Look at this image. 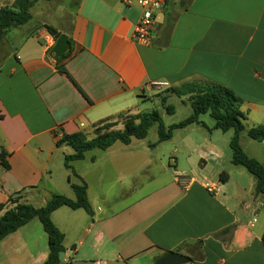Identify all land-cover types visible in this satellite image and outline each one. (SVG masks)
Returning a JSON list of instances; mask_svg holds the SVG:
<instances>
[{
	"label": "crops",
	"instance_id": "1",
	"mask_svg": "<svg viewBox=\"0 0 264 264\" xmlns=\"http://www.w3.org/2000/svg\"><path fill=\"white\" fill-rule=\"evenodd\" d=\"M60 1H38L32 20L0 40V205L17 193L36 207L54 195L74 198V170L94 213L52 214L66 263L157 264L175 251L194 260L188 264H264V223L251 220L264 209L256 182L246 188L258 201L253 212L250 200L210 194L204 181L181 185L150 146L134 147L141 140L91 150L72 169L65 159L74 150L58 146L64 135L89 136L92 126L145 112L159 93L191 82L232 90L264 125V0H168L149 45L133 39L141 8L132 0ZM14 2L0 0V10ZM47 26L69 38L62 60L50 55L57 39ZM156 82L170 86L158 91ZM48 256L36 219L0 244V264H44Z\"/></svg>",
	"mask_w": 264,
	"mask_h": 264
},
{
	"label": "trees",
	"instance_id": "2",
	"mask_svg": "<svg viewBox=\"0 0 264 264\" xmlns=\"http://www.w3.org/2000/svg\"><path fill=\"white\" fill-rule=\"evenodd\" d=\"M38 1L40 0H15L12 7H4L0 10V40L10 30L23 27L32 20L31 9ZM46 29L55 39L61 36L53 27L47 26ZM69 53L58 60H62ZM60 71L67 74L64 67H61ZM166 93L162 98V103L168 114H175V107L166 103L171 95H176L179 98H187L193 111L192 115L179 124L167 128L164 126L160 113L153 110L126 117L123 130L113 129L116 123L111 124L109 122L112 119H107L103 122L109 123V125H105L104 130H98L92 138L82 132L64 135L58 141V146L66 144L75 152L73 155L66 156L67 169H72L69 165L71 161L83 160L85 154L91 150H107L117 142L128 145L133 139H146L151 127L155 124L158 125L159 142L171 140L175 130L189 127L192 124H199V117L210 113L216 122V129L223 132L234 130L230 142L233 150L232 164L246 168L255 177L256 195L264 199V165L258 159L248 156L240 144L241 133L247 129L245 125L247 116L242 111V99L232 90L212 83L191 82L181 87L170 88ZM247 134L251 139L263 143L264 125L251 127L248 129ZM6 155L7 153L2 154L3 164L5 168H10L9 164L4 161ZM72 174L74 178L78 179V182H75L72 176L69 177L71 188L75 194L74 198H68L65 195H54L45 206L36 207L31 203L22 202L21 194L17 193L10 196L6 203L1 204L0 244L9 235L17 232L34 219H38L48 236L49 242V256L44 264H70L60 258V254L66 252L64 247L65 234L54 224L52 214L61 207H69L73 210L83 209L91 216L94 213L89 201L87 183L74 170ZM220 177L223 181H226L223 178H228V175L222 173Z\"/></svg>",
	"mask_w": 264,
	"mask_h": 264
},
{
	"label": "rangeland",
	"instance_id": "3",
	"mask_svg": "<svg viewBox=\"0 0 264 264\" xmlns=\"http://www.w3.org/2000/svg\"><path fill=\"white\" fill-rule=\"evenodd\" d=\"M68 0H61L58 7ZM59 8H56L57 10ZM158 90V89H156ZM163 89H161L162 91ZM160 91V90H158ZM166 91L159 93L162 96L161 100H156L155 103H148L149 109L145 112L157 110L164 122L165 127H170L174 124H179L186 118L190 117L193 113L190 102L186 97L179 98L176 95H171L168 99L167 105L175 107V114H168L165 106L162 103V98L166 95ZM133 115L125 114L122 117H117L111 120V124L116 125L113 127L115 130L124 129V120L126 117ZM245 120L246 128L241 133L240 144L245 150L246 154L252 158L259 156L258 160L264 165V146L260 142L251 139L247 131L253 126L263 125L261 116L256 112L251 115L246 114ZM199 124H192L189 127L177 129L174 131L173 138L165 142H159L158 125L155 124L151 127L146 139L135 141L134 147H147L152 148L157 156L164 162V166L173 174L180 176H189L204 182H211L220 185L224 193L231 194L232 196H239L244 200H250L253 212L258 208L257 200L246 190L251 185V181L256 182L255 177L242 166L235 167L232 164L233 150L231 149L230 142L234 135V130L223 132L215 128L216 122L211 117L210 113L201 115L199 117ZM109 123L100 122L90 130L89 136L92 138L98 130H104L105 125ZM122 146V142L117 144ZM98 151V150H92ZM263 153V157L261 154ZM256 158V159H257ZM205 163H204V162ZM231 162V163H230ZM71 172L74 179V175ZM226 173L228 177L231 175V181H223L221 174ZM234 185V186H233ZM236 185V186H235ZM256 188V187H255ZM255 190V189H254ZM74 194L71 193V197ZM223 195V194H222ZM23 197V195L21 196ZM38 220V219H36ZM251 220H255V225L258 227L264 223V209L261 216H251ZM39 221V220H38ZM40 222V221H39ZM41 223V222H40ZM21 238V243H23ZM18 243H20L18 241ZM3 253L1 257H5L6 246L2 247ZM9 249H22L21 245L9 247ZM29 249H35L30 248Z\"/></svg>",
	"mask_w": 264,
	"mask_h": 264
},
{
	"label": "built area",
	"instance_id": "4",
	"mask_svg": "<svg viewBox=\"0 0 264 264\" xmlns=\"http://www.w3.org/2000/svg\"><path fill=\"white\" fill-rule=\"evenodd\" d=\"M138 7L141 8V17L133 33V39L136 43L149 45L154 38V31L157 27V15L163 11L168 0H132ZM127 3H131L127 0ZM167 82H156L151 85L154 89H164L169 87ZM195 178L189 176L179 177V183L187 187ZM205 188L210 194L217 195L222 192L220 185L211 182H205ZM100 264V262H96Z\"/></svg>",
	"mask_w": 264,
	"mask_h": 264
},
{
	"label": "water",
	"instance_id": "5",
	"mask_svg": "<svg viewBox=\"0 0 264 264\" xmlns=\"http://www.w3.org/2000/svg\"><path fill=\"white\" fill-rule=\"evenodd\" d=\"M165 16L164 13H161L160 17L157 19V25L160 24ZM70 48L69 38L62 34L57 40L55 46L51 49L50 55L55 58H61L66 55ZM204 162V161H203ZM205 163V162H204ZM65 253L60 254V258L63 260ZM192 262V258L188 255L175 252L167 251L160 255L157 264H188Z\"/></svg>",
	"mask_w": 264,
	"mask_h": 264
}]
</instances>
